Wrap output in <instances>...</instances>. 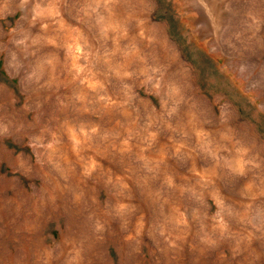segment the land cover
<instances>
[{"label":"rangeland","instance_id":"obj_1","mask_svg":"<svg viewBox=\"0 0 264 264\" xmlns=\"http://www.w3.org/2000/svg\"><path fill=\"white\" fill-rule=\"evenodd\" d=\"M0 264H264V0H0Z\"/></svg>","mask_w":264,"mask_h":264}]
</instances>
